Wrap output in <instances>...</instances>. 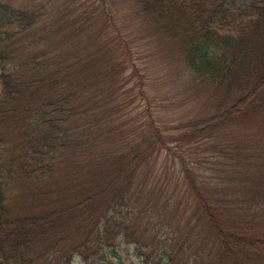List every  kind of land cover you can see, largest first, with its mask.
Instances as JSON below:
<instances>
[{"label": "trees", "instance_id": "16d2710c", "mask_svg": "<svg viewBox=\"0 0 264 264\" xmlns=\"http://www.w3.org/2000/svg\"><path fill=\"white\" fill-rule=\"evenodd\" d=\"M132 1L146 16L148 28L164 32L163 39L173 36L178 40L184 39L181 51L186 54L184 63L188 75L182 72L185 78L191 81L211 77L216 85L230 90L238 88L241 93L242 98L223 116L206 117L186 127L179 126L180 136L190 138L193 132L211 128L220 131V126L231 123L234 115L243 111L260 115L264 125V0L252 3L240 0ZM15 3L16 0H0V68L4 71L0 75V264H56L48 255L42 260L32 258L28 253L33 248L56 251L61 245H54L53 239L68 242L75 235H81L83 240L72 249L68 247L62 251L67 264H72L74 253L71 251L88 257L92 255V258L101 256V253L109 257L110 253H117L114 250L118 246L115 245H119L121 238H126L128 243L141 239L144 233L139 225V213L129 195L140 169L154 158L158 150L163 149L174 160H180L182 179L216 222L213 214L220 211L200 195L195 176L192 179L194 170L189 167V157H179L178 154L184 151L166 143L154 129L150 135L157 138L156 143L155 138H146L126 149L112 151L87 175L78 169L65 175L67 178L62 191L48 196L43 194V199L34 196L22 201L18 211L9 207L5 194L9 186L19 190L24 188L26 193L30 191L31 181L38 187L42 186L47 179L59 173L56 165L61 157L71 152V142H79V135L75 138L64 132L67 120L78 116L77 111L83 106L80 103L83 97L79 93L86 91L87 101L96 108L100 99L107 96L102 95V91H94V86L114 80L121 69L105 68L108 65L106 59L102 60L105 54L98 51L94 54L99 60L95 68L85 67V64L94 65L96 61L90 55L82 59L76 71L72 64L65 69L83 78L74 93H68L69 97L64 100L59 96L62 101H52V98L43 96L37 100L33 87L40 88L42 95L46 93L50 84L46 85V79H51V74L42 69L50 59L42 63L39 56L22 58L20 47L12 45L18 42L9 41L20 33L35 30V22L46 18L45 5L16 6ZM11 29L16 32L12 33ZM75 57L79 59L76 53L70 56L72 59ZM9 65L11 67L7 68ZM38 72L41 75H37ZM88 111L92 113V109ZM11 130L18 134L22 145V153L16 157L3 154L12 143L7 135ZM187 130L189 134L184 136ZM160 142L161 147L157 146ZM234 142L230 145L233 155L239 149ZM239 143L241 150L234 155L237 158L247 153L246 149L242 151L241 137ZM254 156L260 158L259 154ZM76 176V180L81 181L80 185L85 183L79 188L80 192L76 190L70 198L66 193L75 189L72 180ZM245 191L250 193L246 206H251L257 195L261 198L262 201L256 204L260 213L253 216L264 218V163L256 176L246 178ZM218 226L215 229L220 232L223 245L216 258L218 262L214 264H244L243 257L247 254L254 256L253 264H264V240L255 238L251 232L236 235L235 226L231 223L219 221ZM146 248L142 247L143 251ZM158 251L159 248L154 246L152 251L142 254L153 258L164 255L162 258L167 260L163 264H180L175 263L178 257L174 251H166L165 247V252ZM246 261L250 262L248 258Z\"/></svg>", "mask_w": 264, "mask_h": 264}, {"label": "rangeland", "instance_id": "374dc122", "mask_svg": "<svg viewBox=\"0 0 264 264\" xmlns=\"http://www.w3.org/2000/svg\"><path fill=\"white\" fill-rule=\"evenodd\" d=\"M240 1L254 2V0ZM32 2L45 5V22L35 29L36 33H23L9 42H18L12 45L14 48L20 47L21 52L24 53L21 55L22 58L39 56L38 60L42 63L49 58L50 61L42 69L43 72L49 71L53 74L55 71H62L67 74L70 73L65 70L68 64H72L74 69L79 68V63L84 59L83 52L79 54L81 57L79 59H66L62 53L78 47L75 41L71 43L68 40L70 33L76 29H81L87 35L95 27L110 25L111 27L103 32V38L106 37L107 42L110 41L119 47L113 56L107 58L111 60L110 63L114 62V70L121 67L117 72L118 77L110 81L116 80L115 89L110 87V83L100 82L99 89L102 95L109 98L102 106L97 105L96 108L85 101L84 106L77 111L78 116L74 119L79 118L88 126L78 119L67 120L69 126L65 128V133L75 138L78 134L84 135L77 145L71 142L76 147L59 159L58 164L62 166L59 173L65 176L71 170L70 167L77 163L83 165L80 171L84 169L83 167H87L89 172L92 168L86 164H89L91 157L94 163L112 151L128 148L136 141L153 139L155 137L150 135V131L154 129L163 136L166 143L184 151L183 154H178L179 157H189L191 164L189 167L194 170L192 179L195 176L200 195L206 198L208 194L211 198L210 205L220 212L226 210L231 218L238 216L235 212L233 214L231 212L242 209L244 222L250 217L251 232L257 236L261 235V239H264V226H262L264 218L259 220L258 215L253 216L255 213H260L256 204L262 201L261 198L257 195L251 206L242 203L250 197V194H245L243 190L246 178L249 175L256 176L264 163L262 117L255 112L243 111L234 115L231 123L220 126L222 130L216 131L211 128L193 132L190 138L180 136L178 130L179 126L186 127L193 121L223 116L225 111L242 98L238 88L230 91L225 86L216 85L211 77L191 81L185 78L183 73L188 75L184 63L186 54L181 51L184 39L178 40L174 36L163 39L162 30L148 28L147 18L138 5L134 4L135 1L16 0L15 5H30ZM68 21H74V24L62 28ZM11 32L16 31L11 29ZM81 47L86 49V45L82 44ZM218 52L222 54V51ZM105 68L110 70V65ZM37 75H40L39 72ZM69 80H72L71 77ZM229 83L232 84L231 79ZM112 91L116 93L108 96ZM247 96L250 97L251 94ZM225 97L228 98L226 101L218 103V99ZM89 109H92L93 114L89 113ZM224 119L228 121L229 118L225 116ZM145 134L148 136H144ZM188 134L189 130L184 136ZM7 135L12 143L3 154L8 157L21 155L22 145L18 134L11 131ZM238 137L247 142L246 145L243 144L247 153L231 160L232 154L229 148L233 139L236 140ZM157 141L155 138V143ZM260 142L262 144H259ZM157 146L161 147V142ZM93 149L98 150V154H92ZM85 152H87L85 155H80ZM256 154H259L260 158H256L254 156ZM176 160L173 161L163 149L158 150L154 158L145 165L142 185H144V177L154 174L157 192L146 205L145 191L142 198L140 196L135 198L136 212L143 213L142 223L151 229L152 237L145 241L147 248L144 251H152L154 246L159 248L158 253L163 251L164 245L167 244L163 241L168 239L169 242L171 237H174L173 245L176 243V249L180 251L188 232L190 233V229L195 226L194 238L187 239V242L194 244L195 247V251H191L189 264H203L208 259L207 255L214 253L216 243L213 237L215 236L211 226L200 217L201 209L195 205L189 193L190 186L188 187L182 179L180 160ZM31 186L35 193L40 195L51 190L47 188L46 183L38 188L31 181ZM7 194L9 207L18 211L19 206L15 200V195L18 194L12 190L7 191ZM146 213H149V217ZM116 251L118 258L111 256L106 261L100 259L96 264H154L153 258L140 257V252L134 246L121 244ZM75 264L82 263L76 261Z\"/></svg>", "mask_w": 264, "mask_h": 264}]
</instances>
